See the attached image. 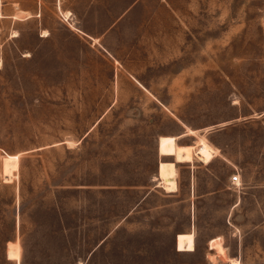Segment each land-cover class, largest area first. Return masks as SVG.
<instances>
[{
  "label": "rangeland",
  "instance_id": "1",
  "mask_svg": "<svg viewBox=\"0 0 264 264\" xmlns=\"http://www.w3.org/2000/svg\"><path fill=\"white\" fill-rule=\"evenodd\" d=\"M170 1L186 11L188 86L152 93L68 27L55 0H0V264H264V219H255L264 198L240 206L236 238L224 251L211 240L214 256L174 254L162 233L133 230L131 215L115 227L133 193L105 188L149 183L156 138L173 117L201 124L234 96L244 111L264 110V0ZM196 38L203 61L194 59ZM157 150L190 158L169 137ZM210 154L201 141L199 157ZM158 173L171 183V165ZM176 246L190 250L191 236L177 235Z\"/></svg>",
  "mask_w": 264,
  "mask_h": 264
},
{
  "label": "crops",
  "instance_id": "2",
  "mask_svg": "<svg viewBox=\"0 0 264 264\" xmlns=\"http://www.w3.org/2000/svg\"><path fill=\"white\" fill-rule=\"evenodd\" d=\"M144 2L130 0L123 7L122 0H55V7L61 17L67 11V19L62 17V21L95 43L99 54L116 63L138 87L152 93L187 91L189 35L186 16L182 19L186 11L170 0H156L151 6ZM33 11L23 8V12ZM195 44L194 59L203 61L198 56V38ZM151 70L157 73L153 75ZM161 79L166 88H156ZM234 97L236 100L227 102L225 114L201 124L171 119V125L156 138L155 173L148 184L105 188L114 189L117 196L122 191L133 193L131 207L116 221V228L131 215L133 230L162 233L169 238V251L174 254L214 256L209 244L213 239L226 250L225 239L236 238L235 222L244 219L240 206H259L264 198V110L244 111ZM160 136L171 138L175 148H189L190 158L158 152ZM201 141L211 150L207 160L198 155ZM160 163L171 165L170 189L159 177ZM68 189L89 188L71 185ZM139 212L145 215L136 221ZM177 235H190L192 248L178 249Z\"/></svg>",
  "mask_w": 264,
  "mask_h": 264
},
{
  "label": "bare ground",
  "instance_id": "3",
  "mask_svg": "<svg viewBox=\"0 0 264 264\" xmlns=\"http://www.w3.org/2000/svg\"><path fill=\"white\" fill-rule=\"evenodd\" d=\"M63 16H64L65 18H67L68 14L65 13V14H63ZM167 184H168V185H167ZM163 185H164V187H165L166 189H168L169 187L171 188V183H163ZM163 185H162V186H163ZM170 188H169V189H170ZM217 247H218V250H220V244H218Z\"/></svg>",
  "mask_w": 264,
  "mask_h": 264
}]
</instances>
